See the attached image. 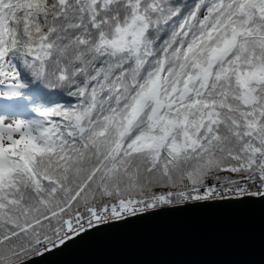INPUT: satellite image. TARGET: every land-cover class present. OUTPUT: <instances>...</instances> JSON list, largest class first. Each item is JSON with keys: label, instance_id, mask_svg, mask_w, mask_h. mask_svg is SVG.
I'll use <instances>...</instances> for the list:
<instances>
[{"label": "snow or ice", "instance_id": "1", "mask_svg": "<svg viewBox=\"0 0 264 264\" xmlns=\"http://www.w3.org/2000/svg\"><path fill=\"white\" fill-rule=\"evenodd\" d=\"M245 196L264 197V0H0V264Z\"/></svg>", "mask_w": 264, "mask_h": 264}, {"label": "water", "instance_id": "2", "mask_svg": "<svg viewBox=\"0 0 264 264\" xmlns=\"http://www.w3.org/2000/svg\"><path fill=\"white\" fill-rule=\"evenodd\" d=\"M27 264H264V197L190 202L110 221Z\"/></svg>", "mask_w": 264, "mask_h": 264}, {"label": "trees", "instance_id": "3", "mask_svg": "<svg viewBox=\"0 0 264 264\" xmlns=\"http://www.w3.org/2000/svg\"><path fill=\"white\" fill-rule=\"evenodd\" d=\"M188 2L191 3V2H193V0H188ZM53 99L55 100V99H57V97H53ZM253 190H255V189H253ZM195 202H198V201H195ZM186 203H190V202H186ZM183 204H185V203H183ZM177 205H181V204H177ZM177 205H174V206H177ZM164 207H168V206H164ZM159 208H162V207H159ZM159 208H157V209H159ZM152 210H154V209H152ZM32 255L34 256L35 253H33Z\"/></svg>", "mask_w": 264, "mask_h": 264}]
</instances>
